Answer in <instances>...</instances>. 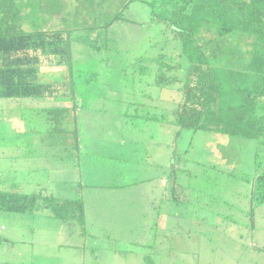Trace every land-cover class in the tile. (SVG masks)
<instances>
[{
	"label": "rangeland",
	"instance_id": "374dc122",
	"mask_svg": "<svg viewBox=\"0 0 264 264\" xmlns=\"http://www.w3.org/2000/svg\"><path fill=\"white\" fill-rule=\"evenodd\" d=\"M25 1L33 4L30 10L38 16L35 19L37 25L42 22L41 14L45 13L49 18V23H44L47 30H74L69 36L70 51L76 56L75 73L73 77L63 78L65 85L60 86V90L69 92L68 83L74 79V92L84 96L80 98V104L96 108L94 113L90 112L93 113L90 120H82L81 114L79 121L80 133L87 138L85 149L93 155L95 162L89 169L102 176L128 171L129 177H118V181L135 183L142 180L145 173L138 171V167H142L143 160L155 156L153 143L167 141L169 134L167 128L151 120L160 116L139 104L162 107L166 110L165 116L172 119L171 113L180 96L177 85L167 89L146 87L145 74L141 76L139 65L132 57L137 47H141V51L148 50L150 42L158 43L166 37L158 25L147 26L151 20L149 6L135 0L123 11V18L136 22L137 26L123 21L107 28L131 0ZM172 76L179 78L181 74ZM65 115L64 135L69 138L73 121L70 112ZM177 130L175 127V132ZM175 143L174 150L183 158L180 167L188 170V174L179 175L178 183L187 186L190 200L189 204H175L170 208L177 216L170 223V233L163 232L166 217L159 228H153L152 234L159 236L158 241L143 243L145 248L154 249L148 261L151 264H264V206L256 208L252 216L247 215L251 213L252 187L240 178L254 172L256 155L263 158L264 147L256 141L207 131H182L179 138L175 134ZM162 150L158 157L165 166L166 151ZM131 171H135L133 175ZM65 174L71 179V173ZM150 176L156 177L152 173ZM153 181V187L159 185ZM107 186L105 182L99 187ZM62 191L70 199L81 198V187L68 184ZM167 211H163L165 215L169 214ZM141 234L148 235V229L139 227L137 235ZM73 241L79 243L81 239L75 237ZM118 245L125 246L123 243ZM20 246L15 248V264L19 262ZM128 247L131 251L139 249L136 244H128ZM80 251V248H48V253ZM143 251L149 252V248ZM55 261L63 262L52 258L49 263ZM85 261L91 263L90 259Z\"/></svg>",
	"mask_w": 264,
	"mask_h": 264
},
{
	"label": "trees",
	"instance_id": "16d2710c",
	"mask_svg": "<svg viewBox=\"0 0 264 264\" xmlns=\"http://www.w3.org/2000/svg\"><path fill=\"white\" fill-rule=\"evenodd\" d=\"M133 1L125 4L107 28L123 21L137 26L123 18V11ZM141 2L151 11L147 26L158 25L166 37L158 43L150 42L148 50L137 47L132 57L141 76L145 74L146 87L167 89L177 85L180 96L172 119L165 116L162 107L139 106L160 116L151 118L153 122L176 127L178 138L182 131H207L256 141L264 147V0ZM31 6L25 0H0V98H45L63 87L64 83L56 86L39 80L43 51L47 52L44 55H62L69 72L75 73L69 36L74 30H41ZM26 23L34 31H26ZM176 73L181 78L172 76ZM73 82L70 80L68 88L75 93ZM70 110L64 107L54 111L60 112L64 122ZM181 156L173 151L169 175L171 193L178 204L176 189L183 188L178 177L188 174L186 168L180 167ZM240 178L252 187L251 213H246L252 216L256 208L264 206V157L257 154L254 172ZM0 211L46 213L60 221L85 224L81 198L0 191Z\"/></svg>",
	"mask_w": 264,
	"mask_h": 264
},
{
	"label": "crops",
	"instance_id": "0c3cea01",
	"mask_svg": "<svg viewBox=\"0 0 264 264\" xmlns=\"http://www.w3.org/2000/svg\"><path fill=\"white\" fill-rule=\"evenodd\" d=\"M40 19V29L47 30L44 23H49V18L43 13ZM27 25L31 24L24 25L26 31H34L32 26ZM44 52L38 71L41 82L58 86L63 78L74 75L69 72L68 63L64 62L62 55H44L47 53ZM71 57L74 66L76 56L71 53ZM81 97L84 96L76 92L64 93L59 87L45 98H0V191L70 199L62 191L64 185L69 184L71 187H81L82 193L79 195L85 210L84 226L71 221L68 224L60 223V220L46 213L29 215L0 211V264L16 263L17 245H21L17 252V264H151L148 258L154 249L148 247L149 252H144L143 249L148 248L143 243L158 241L159 236L153 235L152 230L159 228L165 217L167 223L162 226L163 232H171L170 223L177 216L170 208L178 204L169 183L175 127L161 124L168 129L167 141L153 143L156 158L148 157L143 160L142 167H138V171L145 173L142 180L138 179L135 183L118 181V177H129L128 171L102 176L89 169L95 166V162L93 155L85 149L87 138L80 133L79 125L80 115L84 116L82 120H90L96 108H86L83 103L80 104ZM64 107L71 108L73 125L68 132L69 138L64 135L63 119L58 118L61 117L60 112L54 111ZM161 149L166 151L165 166L158 157ZM65 172L72 174L71 179L66 178ZM134 172L130 173L133 175ZM151 173L156 177H151ZM153 180L159 185L153 187ZM105 182L107 187H99ZM188 191L187 186H178L177 202L189 204ZM163 207L168 210V215L163 212ZM139 227H146L149 234L137 235ZM75 237L81 241L74 242ZM121 243L125 246L118 245ZM128 244H136L139 249L131 251ZM52 246L57 249L80 248L81 251L48 253V248ZM52 258L63 262L49 263ZM86 259H90L91 263H86ZM66 260L69 261L65 263Z\"/></svg>",
	"mask_w": 264,
	"mask_h": 264
}]
</instances>
